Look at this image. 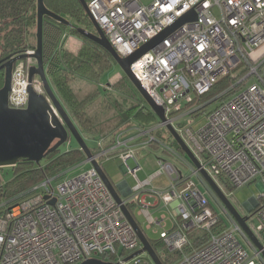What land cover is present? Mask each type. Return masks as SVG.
Masks as SVG:
<instances>
[{"label": "built area", "instance_id": "obj_1", "mask_svg": "<svg viewBox=\"0 0 264 264\" xmlns=\"http://www.w3.org/2000/svg\"><path fill=\"white\" fill-rule=\"evenodd\" d=\"M88 7L122 57L133 54L195 10L196 20L183 24L132 63V71L173 123L172 115L192 103L195 96L204 95L239 67L247 69L237 82H244L243 86L207 115L206 125L198 130L178 125L177 130L192 151L205 158L206 164L193 168L203 181L201 169L210 165L224 186L228 183L240 187L257 179L264 185V0H90ZM259 49L263 51L257 55ZM34 63L27 59L15 67L11 107H27L30 85L47 96L39 76L30 82ZM137 128V137H126L121 132L112 147L101 148L95 155L100 160L116 152L124 163L135 162L134 167L127 165L136 184L124 203L145 206L143 213L149 227L159 229L168 253L183 251L193 229L210 234L204 246L183 253L173 264L264 262V243L260 239L264 238V203L249 218L257 220L256 226H249L263 249L254 245L215 194L227 226L214 232L223 215L199 185L191 177L185 178L171 161L158 157V170L145 179L138 177L142 167L137 151L158 140L154 127ZM98 144L101 146V142ZM163 150L173 152L167 145ZM3 169L0 167V188L8 182ZM62 176L47 178L27 192L0 202V264H80L106 253L134 252L141 247L136 230L96 168L91 165L80 174ZM160 177H165L167 186L154 184ZM143 193L153 201H146ZM261 197L264 193L257 200ZM161 201L168 213L155 216L149 209L159 208ZM239 235L253 247V254ZM124 258L119 255L116 261L154 264L141 254L127 263Z\"/></svg>", "mask_w": 264, "mask_h": 264}, {"label": "trees", "instance_id": "obj_2", "mask_svg": "<svg viewBox=\"0 0 264 264\" xmlns=\"http://www.w3.org/2000/svg\"><path fill=\"white\" fill-rule=\"evenodd\" d=\"M45 3L49 9L71 20L76 26L84 28L92 26L79 0H45ZM36 28L37 0H0V41L2 43L4 42L11 48L18 46L27 52L32 51L36 47ZM68 30L77 33L78 44L74 46L68 44ZM32 37L35 42L31 41ZM43 56L49 81L58 99L85 140L91 139L96 142L93 148L89 146L94 154L101 148L112 147L116 142V136L127 128L134 126L150 128L157 122L158 117L125 74L115 83H109L110 89L101 87L100 77L107 73L116 61L107 50L91 39L80 35L75 28L46 16ZM236 70L223 76L204 95L195 96L193 102L186 104L182 111H190L194 107H199L190 113L194 114L213 103H217L214 109L219 106L244 84V82H237L247 69L244 70L241 67L239 73H236ZM182 111L175 112L172 116ZM178 125L183 126L184 124L179 123ZM72 138H69L67 142ZM98 142H101V146ZM177 146L176 151L186 157L180 146ZM44 159H46L44 164L21 159L14 166L18 170L16 174L0 188V202L27 192L47 178L57 177L76 166L85 164L87 157L79 146L64 152L58 148L53 152H48ZM225 187L234 188L228 183H225ZM261 205L259 203L253 213ZM128 206L134 213L135 205L129 204ZM226 226V219L221 217L213 231L218 232ZM209 238L210 234L207 232L192 234L190 231L189 241L183 251L174 253H168L161 240L150 239V241L163 264H173L183 253L204 246ZM159 246L163 249L159 250ZM126 253L125 250L116 254L106 253L101 255V259L116 261L119 255L125 257Z\"/></svg>", "mask_w": 264, "mask_h": 264}, {"label": "water", "instance_id": "obj_3", "mask_svg": "<svg viewBox=\"0 0 264 264\" xmlns=\"http://www.w3.org/2000/svg\"><path fill=\"white\" fill-rule=\"evenodd\" d=\"M85 9L86 15L94 26L96 32L87 28L76 26L74 23L62 15L49 9L45 0H37V28H36V47L33 52L23 50L21 53L14 55L9 54L4 60L1 68L5 69L4 86L0 89V167L15 166L21 159H26L40 164L48 152H53L65 144L69 138H75L81 150L84 151L87 161L96 168L100 176L113 194L115 200L121 204L127 219L136 230L141 247L130 253L123 259V262H129L137 255L146 253L152 259L154 264H163L159 254L153 247L150 239L137 221L134 213L129 206L124 203V199L131 195V188L126 181L114 183L108 173L102 166L98 157L93 153L85 138L71 119L70 115L58 99L49 81L44 63L43 45H44V19L51 17L64 25L75 28L77 32L92 41L96 42L107 50L116 63L124 71L125 75L132 81L138 91L141 93L149 107L161 121L165 123L174 139L177 141L181 150L188 160L198 169L201 168V162L185 142L178 130L169 122L166 116L165 108L156 103L154 98L147 92L142 83L138 80L132 71L131 65L157 44L162 42L169 34L181 27L187 22L197 19L195 10L188 12L180 17L175 23L165 28L158 36L142 45L133 54L122 57L111 41L106 36L98 21L91 14L87 0H79ZM33 59L35 63L30 67L29 79L33 81L37 75L41 78L46 94L37 93L32 85L29 86V102L25 108L11 107L9 104V95L12 88V79L14 65L21 60ZM201 175L208 183L213 193L219 201L231 213L236 221L241 225L249 239L258 249H263V244L252 231L248 224L253 210L259 205L257 199L251 198L246 205L248 206V215H242L239 209L229 200L226 194L216 181L205 170L201 169ZM127 185V189L124 186ZM250 202H253L251 205ZM54 204V201L51 202ZM264 257V251H263ZM80 264H122L119 261H105L101 258H89Z\"/></svg>", "mask_w": 264, "mask_h": 264}, {"label": "rangeland", "instance_id": "obj_4", "mask_svg": "<svg viewBox=\"0 0 264 264\" xmlns=\"http://www.w3.org/2000/svg\"><path fill=\"white\" fill-rule=\"evenodd\" d=\"M146 1H148V0H146ZM71 37L72 38H79L75 31H71ZM31 41L35 42L33 37L31 38ZM262 51H263V49H259L257 51V55L260 54ZM240 68L238 70H236L237 71L236 73H239ZM123 74H125V73L121 69V67L117 63H114L113 66L111 67V69L107 73H105L104 75H102L100 77L101 87H106V88L110 89V86H108V84L109 83H115ZM216 105H217V103L210 104L207 107H205L203 110H200L199 112L194 113V114H190L191 112L190 113L183 112L181 114L173 116L174 121L172 124L176 129L178 128V124L182 123L185 126L191 127L192 130H198L199 128L206 125L207 115L209 114L210 111H212L214 109V107ZM160 125H162L161 121L159 119H157V122L153 126L154 129H156L155 134L157 136L158 143H153V146L150 145L149 147L145 148L143 155H141V153H143V152H141V151L139 152V155H140L139 157L141 160L140 163L142 164L143 169L148 172L147 174L152 173V172L154 173L158 170L159 165L157 162V156L162 157L163 154L167 155L165 153H169L168 151L163 150L164 145H168L172 149L178 148L177 141L174 139V137L172 136L170 131L167 129V127L166 126H160ZM86 141H87V144L92 148L96 145V142L91 140V139H87ZM75 147H79V144L75 138H72L69 142L63 144L60 147V149L62 152H64L70 148H75ZM195 155L198 157L199 161L202 164H206V162H205L206 160L201 154L196 152ZM170 158L173 161V162L172 161L171 162L177 168L179 166L180 169L184 172V174L190 175L191 179H193L199 185L201 190L203 192H205V194L209 198V200H210L211 204L214 206V208L219 213H221L223 215V217H225V214L222 211L220 203L216 199V197H215L213 191L211 190V188L209 187L208 183L206 181H203V179L201 177H199V175L192 173L189 168L183 166L177 159H174L172 157H170ZM41 162H42V164H44L46 162V159H43ZM100 162L114 183L117 184V183L125 180L129 184V186H133L135 184L136 179L132 175H130L129 173H126L124 171V169L121 166L123 161L120 158L118 159V158H114L112 156L111 157H104V158L100 159ZM129 165L131 167H133L134 166L133 161H130ZM90 167H91V163L90 164H88V163L81 164L79 166L72 168L70 171H66L62 177H70V176H74L76 174H80L81 172L89 169ZM17 171L18 170L15 169L13 166L4 167V169H3L4 178L6 180H10L11 178H13V176L16 174ZM206 171H208L209 174H211L213 177H215V175L213 173V169L210 165H206ZM147 174L145 175L144 171H142V172L140 171L138 173V176L140 179H143L145 176H147ZM165 181H166L165 177H160L158 180L155 181V183L157 185L158 184L161 185V184L165 183ZM216 181L218 182L219 186L221 187L223 192L226 194V196L229 198V200L241 212H244L245 216L249 214L248 213V206L246 205V203L251 198L258 199L264 193V185L260 181V179H257L256 181H254L250 184L243 185L240 187H235L232 189H227L217 178H216ZM148 201H152V199H150ZM259 201H260L259 203L262 204L264 202V197H261ZM143 209H145V206L143 204L137 203V205H135L134 215H135L137 221L139 222V224L141 225V227L143 228V230L145 231V233L149 239L160 240L159 229H157L156 226H150L149 227L148 221H147V219L143 213ZM149 210L155 216H160L164 213H168V207H166L164 205V203L163 204L161 203L160 207L157 209L155 207H151ZM248 223L251 227H254L257 224V220L255 219V217H253L251 220L248 221ZM168 228H170V224L168 225ZM191 232H192V234H195V233H201V232L204 233L205 231L193 229V230H191ZM239 239L245 245L248 252L250 254H253V247H251L248 244V242L245 240V238L242 237L241 235H239ZM260 239L264 243V238L260 237ZM158 249L162 250L163 247L159 246ZM131 252L132 251H127V253L125 254V257L128 256ZM141 255L147 259L149 258V256L146 253H143ZM151 264H153V263H151ZM259 264H264V262L259 261Z\"/></svg>", "mask_w": 264, "mask_h": 264}, {"label": "crops", "instance_id": "obj_5", "mask_svg": "<svg viewBox=\"0 0 264 264\" xmlns=\"http://www.w3.org/2000/svg\"><path fill=\"white\" fill-rule=\"evenodd\" d=\"M68 32H69V38H68V44L69 45H72V46H74L75 44H78L79 43V40L77 39V38H72L71 37V32L68 30ZM139 134V131H138V128L137 127H129V128H127L126 130H124V135L126 136V137H137V135ZM151 146H153V145H151ZM145 149V148H144ZM144 149H139L138 151H137V154H138V161H139V163H140V155H139V152L141 151V152H143V153H141V155H143L144 154ZM174 151V153L173 152H169V153H165V154H167V155H162V158H164V159H166V160H169V161H172V159L170 158V157H172V158H174V159H177L183 166H185V167H187V168H189L190 170H191V172L193 173V168H194V165L190 162V161H188V159L185 157V156H183L182 154H180V152H178V151H176V149L174 148L173 149ZM114 157V158H118L119 159V157L116 155V152H109V157ZM142 157V156H141ZM158 157H161V156H157V159H158ZM130 161H133V160H129L128 161V164H126V163H124V162H122V168L124 169V171L126 172V173H129L130 175H132L129 171H128V166L127 165H129V162ZM173 162V161H172ZM85 163H88V162H85ZM133 163H134V166H135V162L133 161ZM88 164H90V163H88ZM140 165H141V167H142V169L140 170L141 172L142 171H144V173H145V175L148 173L147 171H145L144 169H143V166H142V164L140 163ZM177 165V164H176ZM130 166V165H129ZM133 166V167H134ZM178 166V165H177ZM131 167V166H130ZM178 168L180 169V167L178 166ZM180 171H181V173H182V175L185 177V178H188V177H190V175H186V174H184V172L180 169ZM153 173V172H152ZM152 173H149V174H147V176H145L143 179H145V178H147L149 175H151ZM133 176V175H132ZM134 177V176H133ZM139 177V176H138ZM200 177V176H199ZM135 178V177H134ZM159 179V178H158ZM157 179V180H158ZM125 181V180H124ZM156 181V180H155ZM127 182V181H126ZM128 184V183H127ZM135 184H136V182H135ZM134 184V185H135ZM156 186H159V187H165V186H167V180L165 181V183H163V184H156V183H154ZM129 185V184H128ZM133 185V186H134ZM133 186H129L130 188L131 187H133ZM127 185H125L124 186V189L126 190L127 189ZM142 197L146 200V201H148V200H150V199H152V201H153V198L148 194V193H143L142 194ZM148 202H151V201H148ZM162 203V201L160 202V204ZM163 204V203H162ZM158 207H156V209H157Z\"/></svg>", "mask_w": 264, "mask_h": 264}, {"label": "flooded vegetation", "instance_id": "obj_6", "mask_svg": "<svg viewBox=\"0 0 264 264\" xmlns=\"http://www.w3.org/2000/svg\"><path fill=\"white\" fill-rule=\"evenodd\" d=\"M86 28L93 31V32H96L93 25L92 26H86ZM23 50H24V48L18 47V46L14 47V48L8 47V46H6V44L4 42L2 43L0 41V89L4 86V82H5V69L1 68L2 65L4 64V62L7 61V59L4 60V58H6L9 54H12V53H15L14 55L21 53ZM24 61L25 60H21V61L16 62L14 65V69L16 66H18L20 63H22ZM241 213H242V215H245L244 212H241Z\"/></svg>", "mask_w": 264, "mask_h": 264}]
</instances>
